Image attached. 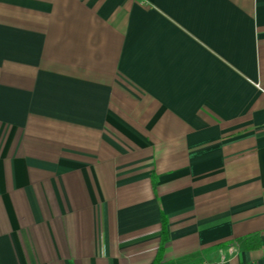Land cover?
Returning a JSON list of instances; mask_svg holds the SVG:
<instances>
[{"label":"crops","instance_id":"1","mask_svg":"<svg viewBox=\"0 0 264 264\" xmlns=\"http://www.w3.org/2000/svg\"><path fill=\"white\" fill-rule=\"evenodd\" d=\"M264 264V0H0V264Z\"/></svg>","mask_w":264,"mask_h":264},{"label":"trees","instance_id":"2","mask_svg":"<svg viewBox=\"0 0 264 264\" xmlns=\"http://www.w3.org/2000/svg\"><path fill=\"white\" fill-rule=\"evenodd\" d=\"M161 241H162V242H161V246L159 247V251H158V253H157V256H156V258H155V260L153 261L152 264H159V262H160L161 252H162V248H163L162 243L164 242V237L162 238Z\"/></svg>","mask_w":264,"mask_h":264}]
</instances>
